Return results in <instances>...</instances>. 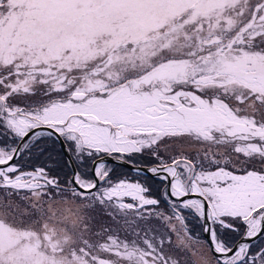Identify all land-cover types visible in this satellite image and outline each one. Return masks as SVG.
<instances>
[{"label": "snow or ice", "instance_id": "snow-or-ice-1", "mask_svg": "<svg viewBox=\"0 0 264 264\" xmlns=\"http://www.w3.org/2000/svg\"><path fill=\"white\" fill-rule=\"evenodd\" d=\"M0 264H264V0H0Z\"/></svg>", "mask_w": 264, "mask_h": 264}]
</instances>
